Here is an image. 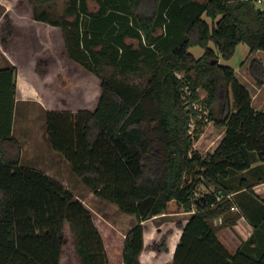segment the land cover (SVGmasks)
<instances>
[{
    "label": "trees",
    "instance_id": "16d2710c",
    "mask_svg": "<svg viewBox=\"0 0 264 264\" xmlns=\"http://www.w3.org/2000/svg\"><path fill=\"white\" fill-rule=\"evenodd\" d=\"M52 2L30 0L34 20L68 32L69 57L96 75L106 57L122 71L140 59L126 38L149 42L163 52L158 57L154 49L143 48L144 64L154 74L141 92L111 78L103 80L94 112L46 115L51 148L80 182L97 198L135 216L123 264H142L144 222L166 214L172 201L185 212L195 208L187 224L180 225L183 233L172 264H264V198L242 177L237 189L246 190L250 199L244 202L238 195L236 201L231 184L256 160L264 163V104L255 110L251 93L234 70L220 64V58L231 59L241 43L251 53L264 51V9H258L255 0H101L91 11L88 0H73L77 20L72 23L70 11L54 18ZM119 3L121 7L113 6ZM71 26L77 29V40L69 38ZM98 45H109L110 50L92 49ZM193 47H201L204 55L196 59L189 52ZM248 70L262 86L263 62L251 59ZM200 89L206 98L201 99ZM0 93L15 100V66L0 69ZM195 103L207 117L204 110L194 109ZM205 119L226 132L218 148L203 156L194 144ZM21 158V145L8 125L0 135V264H61L66 226L79 264H109L92 213L55 180L21 167ZM200 185L213 191L196 197ZM244 217L253 232L231 251L218 233Z\"/></svg>",
    "mask_w": 264,
    "mask_h": 264
},
{
    "label": "rangeland",
    "instance_id": "374dc122",
    "mask_svg": "<svg viewBox=\"0 0 264 264\" xmlns=\"http://www.w3.org/2000/svg\"><path fill=\"white\" fill-rule=\"evenodd\" d=\"M71 1L73 0H53L52 4H50V11L54 14V18L62 17L70 11L71 15L68 17V20L74 23L75 20H77V15L76 12L71 9ZM198 1L205 4L209 0ZM100 2L101 0H88L87 3L90 10L95 11ZM113 6L121 7L122 4H114ZM255 6L258 9H263V6L259 4L255 3ZM110 7L111 6L107 9L111 10L112 8ZM84 18L86 19V17ZM204 19L207 20L210 25L212 24V21L205 15ZM70 31L71 36L69 35V38L71 40H77V29L71 26ZM81 31L83 32V30ZM64 34L67 35L68 32L64 33L61 28H51L45 24L37 23L34 20V9L30 0H0V69L12 66L7 62L6 57H10V53H14L16 59L13 62L19 69L24 71V73H19V80H21V83H23L24 80L23 86H25L20 89L17 88V90H19L13 102L10 96L6 99V97L0 93V135L5 133L9 125L12 134L23 142L21 166L43 173L47 171L53 172L54 175L51 176L52 178L58 181L61 178L66 183H69L70 189L74 194L71 193L75 198H77L76 196L81 197L84 201L83 205L85 208L92 213L93 222L102 235L105 249L108 253L107 255H109L108 259L110 264H123L125 239L129 231L136 225L135 216L120 212L116 205L104 202L94 196V194L91 195L89 189L83 186L65 158L51 148L46 136V115L48 111L55 112L56 110H70L72 113L83 110L94 112L99 104L98 95L101 91L102 82L103 80L111 78L116 79L119 84L130 85V87L135 88V91L141 92L154 74L153 69L148 68L144 64L146 61V52H142L143 48L154 49L157 55H159L158 57H160L163 52L159 50V48L150 47L149 42H139L138 40L127 38L126 41L132 44L133 49L137 51V53H140V59L137 60L135 64L130 65L128 70L125 69V71H122L123 68L111 66L106 57V64L101 62L102 66L100 67L98 75L92 73L75 61L74 64L67 62L70 70L65 71L60 68L63 62L60 63L59 59L60 56L62 57V54L66 58L64 51L66 47V37ZM79 37L80 32L78 31V38ZM2 39L5 45L2 44ZM211 47L214 48L212 44ZM92 49L95 51L110 50L109 45H98L92 47ZM36 52H38V54ZM189 52L195 56L196 59L204 55V50L201 47L190 48ZM108 53H110V51H108ZM249 53L251 54V50L248 45L241 43L238 45L235 55L229 60L220 58V64L232 68L238 80L252 95L256 86L253 88V80L251 81L248 70L249 63L251 59L257 58L264 64V51L254 52L251 58L247 59ZM29 62L32 63L28 64ZM92 65L93 64H91V66ZM22 76L23 80L21 79ZM40 76L43 77L41 78ZM28 83H33L34 87L36 90H39V92H45L48 99V103L46 104L47 111H43L40 108L34 100L35 96H32L33 94L30 97H27V95H24V97L22 96V92L27 90ZM198 92L201 99L207 97L206 92L202 89ZM231 103H233L232 97ZM253 106L257 108L256 103L253 104ZM194 109L200 111L204 110L205 117H207L208 112L202 106L195 103ZM204 122L205 125L201 128V136L199 140L195 142L194 147H196L195 149H197L201 155L206 156L209 152H213L218 147L222 137V129L215 128L214 126L216 130H213L212 125H214V123L208 122L207 119H205ZM195 127L196 124L194 121L191 125V132H193ZM209 127L211 128L208 131ZM202 137L204 138L202 139ZM205 146H207V148L202 149V147ZM28 153L31 154L27 156ZM43 168L48 170L45 171ZM238 175L239 174L236 176ZM231 184H233L234 187H238L239 179L237 182L236 178L233 179ZM212 190L213 187L206 188L201 185L197 189L196 197L206 195ZM237 200L238 197L236 201ZM176 205L178 209L175 207ZM176 205L173 204L167 210V216L157 219L153 218L156 219L154 222H148L147 247H145L141 260L143 264H171L169 256L173 245L172 241L177 238L180 225L187 223L186 218L188 217L180 215L169 216V213L173 214L176 210L183 212L184 209L178 204ZM244 219L246 222L241 220L231 227L222 228L218 233L221 240H223L227 233H231V237H233V235L235 236L234 240L229 239L225 242L231 251L236 250L239 244L244 242L242 236L249 237L251 231L246 229V226L250 225V223L245 217ZM219 224L221 223L219 222ZM65 231L66 239L61 264H76L74 259V237L69 226H66ZM170 239L172 241H170ZM173 259L174 255L172 257V263Z\"/></svg>",
    "mask_w": 264,
    "mask_h": 264
},
{
    "label": "crops",
    "instance_id": "0c3cea01",
    "mask_svg": "<svg viewBox=\"0 0 264 264\" xmlns=\"http://www.w3.org/2000/svg\"><path fill=\"white\" fill-rule=\"evenodd\" d=\"M37 23H39V22H37ZM42 24H44V23H42ZM46 26H48V27H51V26H49V25H47V24H45ZM51 28H55V27H51ZM127 39V38H126ZM126 41V40H125ZM126 43L127 44H130V43H128L127 41H126ZM250 49V48H249ZM0 50H1V47H0ZM134 50V49H133ZM64 51H65V54H66V58H65V56H63V54H62V57L60 56V63L61 62H63V63H61V65H60V68L62 69V70H70L69 69V64L67 63V62H70V63H72V64H74V61L69 57V55H68V52H67V48L65 47V49H64ZM37 54H38V52H36ZM204 54V53H203ZM252 54L253 53H249V55H248V57H247V59H250L251 58V56H252ZM5 55H7V54H5ZM42 55H43V52H42ZM202 55V54H201ZM203 56V55H202ZM201 56V57H202ZM11 57V58H10ZM10 57H6V59H7V62L10 64V65H12V66H15L16 68H17V88H24L25 86H23L24 85V80H23V76H22V80H23V83H21V80H19V73L20 72H23L24 73V71L23 70H21V69H19L18 68V66L13 62L15 59H16V57H15V54L14 53H10ZM32 62H29L28 64H31ZM25 75V74H24ZM44 75V74H43ZM41 78L43 77V76H40ZM45 77V76H44ZM19 81H20V83H19ZM251 81H252V78H251ZM252 83H253V88L255 87V89H254V92H252V100H253V102H252V105L253 104H257V108H254V106H253V108L255 109V110H259L262 106H263V104H264V84L262 85V86H258V85H256L255 84V82L254 81H252ZM53 86H54V84H53ZM18 89V90H19ZM17 90V91H18ZM33 94V95H32ZM24 95H27V97H30L31 95L32 96H35V98H34V100L36 101V103L40 106V108L43 110V111H47L46 110V104L48 103V99H47V96H46V94H45V92H39V90H36V88L34 87V84L33 83H28L27 84V90L26 91H23L22 92V96L24 97ZM101 95H102V93H101V91L99 92V95H98V101H100V98H101ZM99 103V102H98ZM98 106V105H97ZM96 110V109H95ZM56 111H60V110H56ZM83 111H85V110H83ZM48 112H52V111H48ZM62 112H70V110L69 111H67V110H64V111H62ZM213 123V122H212ZM214 126L215 125H212V128H213V130H216L215 128H214ZM211 127H209L208 128V131H209V129H210ZM225 132H226V129L225 128H222V137H221V140H220V143H221V141L223 140V138L225 137ZM43 135H44V132H43ZM42 135V136H43ZM12 136L17 140V142L21 145V148H22V141H20V139H18V138H16L13 134H12ZM46 138V137H45ZM204 137H202V139H203ZM201 139V140H202ZM212 141V140H211ZM201 142V141H200ZM200 142H199V144H200ZM220 143L218 144V146L220 145ZM195 146V145H194ZM196 148V147H195ZM205 148H207V146H205V147H202V149H205ZM218 148V147H217ZM216 148V149H217ZM215 149V150H216ZM197 150V149H196ZM214 150V151H215ZM213 151V152H214ZM213 152H209V153H213ZM31 153H28L27 154V156H29ZM22 155H23V148H22ZM23 158V157H22ZM22 158H21V163H20V166L22 165ZM21 167H23V166H21ZM24 168V167H23ZM54 168V167H53ZM45 171H47L48 169H46V168H43ZM40 172V171H39ZM43 173V172H42ZM43 174H45V175H47L48 176V174H49V176L48 177H50L51 179H53V180H55L54 178H52L51 176L52 175H54V173L53 172H50V171H47V172H45V173H43ZM58 174V173H57ZM239 176V177H238ZM238 176H236V182H237V180L238 179H241L242 177H246L248 180H249V184L250 185H252L253 186V190H254V192L256 193V195H257V197L258 198H260V199H263L264 198V163H262V162H259V161H255L254 162V164H253V166H252V169L250 170V171H248V172H244V173H242V174H239ZM60 178V177H59ZM56 182H58L59 184H61L64 188H66L67 190H69L70 192H72V190L70 189V186H69V183L67 182H65L64 180H62L61 178L59 179V181L58 180H55ZM84 186V185H83ZM201 186V185H200ZM204 186V185H203ZM206 187V186H205ZM206 188H208V187H206ZM236 189V193H234L233 195H232V197H237L238 195H243V200H244V202L245 201H247V202H249V196H246L244 193H245V191L246 190H244V189H242V190H240V191H238V189H237V187H235ZM88 189V188H87ZM213 191V190H212ZM212 191H209L207 194H209V193H211ZM89 192H91L90 190H89ZM73 193V192H72ZM74 194V193H73ZM91 195H93V193L91 192ZM196 195H197V192H196ZM95 196V195H94ZM77 198V200H79L80 202H84L82 199H81V197H79V196H76ZM246 198H248V199H246ZM173 204H177V202L176 201H172V202H170L169 203V205H168V209L173 205ZM236 206H238L237 204H236ZM177 209H178V207H177V205L175 206ZM236 209H238L237 207H236ZM251 209H254V206H251ZM177 211V210H176ZM175 211V213H169L168 215L169 216H172V215H180V216H183V217H187L186 218V221L188 222L189 221V219H190V217L192 216V214L195 212V208H194V211L193 212H185L184 210H183V212H179V211H177L176 212ZM238 211V210H237ZM237 211H234V212H237ZM164 216H167V214H162V215H160V216H157V217H154V218H162V217H164ZM156 219H150V220H148V221H146V222H144V226L146 227V230H145V234H144V250H145V247H147V227H148V222H154V220H156ZM241 220H243V221H245L246 222V220L244 219V218H241L239 221H241ZM238 221V222H239ZM136 222V221H135ZM220 223H221V219H220ZM187 223H184V225L183 226H185ZM246 226V225H245ZM246 229H248V230H250L251 232L249 233V237H250V235H251V233L253 232V228H251V226L250 225H247L246 226ZM182 233H183V229L180 227V231L177 233L178 234V236H177V238L174 240L173 239V241L170 239V241H172V243H173V245H172V247H171V251H170V260H171V264H172V257H173V255L175 254V251H176V248H177V246H178V244H179V241H180V239H181V236H182ZM248 237V238H249ZM242 240L243 241H245V240H247L248 238H247V236L246 237H243L242 236ZM234 240L235 239V236L233 235V237H231V233H227L226 235H225V237L223 238V242L225 243L226 242V240L228 241V240ZM235 242V241H234ZM237 242V241H236ZM225 245L227 246V243H225ZM241 244H239V246H240ZM238 246V247H239ZM237 247V248H238ZM236 248V249H237ZM144 250H143V252H144ZM107 251V250H106ZM235 251V250H234ZM143 252H142V254H141V257H140V261L142 260V256H143ZM108 254V253H107ZM171 254H172V256H171ZM108 258H109V255H108ZM74 259H75V262H76V264H79V262H78V259H77V257L75 256V254H74ZM61 261H62V258H61ZM141 263H142V261H141ZM109 264H110V261H109ZM143 264V263H142Z\"/></svg>",
    "mask_w": 264,
    "mask_h": 264
},
{
    "label": "built area",
    "instance_id": "2783aa9c",
    "mask_svg": "<svg viewBox=\"0 0 264 264\" xmlns=\"http://www.w3.org/2000/svg\"><path fill=\"white\" fill-rule=\"evenodd\" d=\"M256 4H259L260 6H263L264 9V0H255ZM232 211H237V209L235 207H232L231 209Z\"/></svg>",
    "mask_w": 264,
    "mask_h": 264
},
{
    "label": "water",
    "instance_id": "95a60500",
    "mask_svg": "<svg viewBox=\"0 0 264 264\" xmlns=\"http://www.w3.org/2000/svg\"><path fill=\"white\" fill-rule=\"evenodd\" d=\"M219 222H220V219H217V224H219Z\"/></svg>",
    "mask_w": 264,
    "mask_h": 264
}]
</instances>
